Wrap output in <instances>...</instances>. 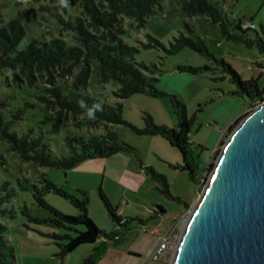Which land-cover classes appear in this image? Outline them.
<instances>
[{
  "label": "rangeland",
  "instance_id": "374dc122",
  "mask_svg": "<svg viewBox=\"0 0 264 264\" xmlns=\"http://www.w3.org/2000/svg\"><path fill=\"white\" fill-rule=\"evenodd\" d=\"M20 6L14 0H0L5 18L14 15ZM223 11L230 21L239 19L242 24L252 22L254 30L248 29L243 35L228 26L226 34L203 16L188 15L180 7L173 6L172 0H160L141 26L135 27L134 21L129 22L123 17L124 29L120 33L125 43L138 47L134 53L135 61L155 63L157 80L154 86L173 92L182 101L186 116H192L188 135L193 143L190 154L196 162L194 175L197 182L187 177L186 169L176 166L182 161L177 147L170 145L159 134L141 131L146 113L155 124L174 126L176 115L167 96L135 92L122 98L120 115L123 122L120 123L92 126L82 122L80 116L57 122L52 118L51 111L38 100L40 89L37 86L11 82L7 69L0 67V100L8 108L25 104L23 118L11 126L17 134L40 135L56 154L64 150L62 137L65 133L88 137L110 129L115 134L116 143L125 144L108 156L83 158L64 172L61 168L21 160L14 151L1 144V153L7 163L0 167V179L8 180L14 192L8 202L11 216L0 217V220L5 224L4 235L12 247L13 264H79L82 257L89 253L87 248L90 246V243L79 244L60 260L52 233H61L63 228L49 221L50 212L35 201L30 190L19 186L16 178L21 176L28 177L37 185L44 183L45 178L61 191L60 195L52 189L46 190L43 199L47 205L63 213L76 214L78 208L75 204L79 205L84 196L86 213L94 224L106 231L116 229L126 237V243H134L136 236L144 239L147 234H152L154 239L153 236L170 225L174 248L185 216L212 167L224 137L250 109L245 108V97L230 93L236 85L230 79V73L223 70L221 63L215 59L228 65L241 79L257 74L259 68L255 66V60L262 61L264 65V52L259 51L255 43L246 40L254 37L255 32L261 34L264 0H224ZM41 22L46 24L45 28L27 22L28 33L41 35L43 31L44 37L49 35L48 31L56 34L55 27L48 25L50 21ZM179 31L193 38L199 36L212 57L187 46L173 52L165 50L164 47ZM148 36L162 45L143 46L141 43L148 40L153 42ZM178 63L207 64L208 68L195 73L180 71L175 66ZM262 81L260 76L257 83ZM108 86L113 88L109 83ZM87 91L108 103L118 99L101 87H90ZM237 114V119L227 129V123ZM208 162L211 163L209 166ZM99 187L115 206L116 212L122 218L128 217L126 229L108 214L99 198ZM157 205L163 208L162 212ZM172 251L159 264H168Z\"/></svg>",
  "mask_w": 264,
  "mask_h": 264
},
{
  "label": "trees",
  "instance_id": "16d2710c",
  "mask_svg": "<svg viewBox=\"0 0 264 264\" xmlns=\"http://www.w3.org/2000/svg\"><path fill=\"white\" fill-rule=\"evenodd\" d=\"M224 0H172V5L180 7L188 15H201L211 24L217 25L220 31L227 33L228 26L237 32L246 34L254 27L243 25L239 19L230 21L223 11ZM20 8L10 17H4L0 9V67L7 69L10 80L17 85L37 86L40 92L37 98L51 111L52 118L59 122L69 118L81 117V121L95 126L123 122L121 119L122 98L135 92H142L153 96H167L176 115L174 126L155 124L151 116L146 113L142 132L159 134L170 145L178 148L182 161L176 164L187 170V177L197 182L194 175L196 162L191 157L192 141L189 139V125L192 116H186L184 105L173 92H165L154 86L157 80L154 71L155 63H144L134 60V53L138 47L125 43L120 33L123 31L124 19L138 27L144 24L148 15L154 12L155 5L160 0H14ZM50 21L56 29V34L49 33L44 37L29 34L26 28L30 22L41 28ZM47 25V26H48ZM261 34L255 32L254 37L246 38L255 43L257 49L264 52V26L260 25ZM240 36V34H236ZM143 46L153 44L162 45L157 39L148 36ZM187 46L199 53L212 57L199 36L195 38L179 31L169 41L165 50L173 52ZM163 47V46H162ZM222 69L230 73V79L235 83L230 93L245 97V108H251L264 99V65L262 61H254L259 68L257 74L251 78L241 79L228 65L220 60ZM180 71L195 73L207 69V64L190 65L178 63L175 65ZM263 81L257 83L259 77ZM68 78V79H67ZM64 80L62 83L61 80ZM113 85V88L108 86ZM101 87L104 92L113 93L118 99L108 103L89 93L87 88ZM83 102V107H81ZM101 105L102 111H96V119L87 118L86 113L94 105ZM25 104L21 107L8 108L0 100V167L7 163L1 153V144L16 153L18 158L38 165L65 169L73 166L83 158L95 156L104 157L113 153L117 148L124 147V143H116L115 134L106 129L101 134H91L84 137L81 134L65 133L62 137L64 150L56 154L40 135L17 134L11 126L23 118ZM232 120L227 129H230ZM201 148V145L196 144ZM211 163L208 162V166ZM43 178V175L41 174ZM163 178V176H161ZM164 179V178H163ZM19 186L31 191L35 201L50 212L49 221L63 228L61 233H52V240L57 244V255L63 256L82 243H93L102 236V240L93 244L90 252L84 256L79 264H93L107 246L106 240L116 243L121 233L116 229L104 230L98 228L87 215L86 199L83 196L79 205L71 201L78 208L76 214H67L54 209L45 203L43 192L49 189L61 195V191L43 178L44 183L37 185L28 177L16 178ZM8 180L0 179V217L11 216L9 200L13 188ZM165 184V181L163 180ZM98 195L108 214L126 229L127 216L121 217L110 203L106 195L98 188ZM187 205V203H184ZM162 212L163 208L157 205ZM36 220L37 218H32ZM5 224L0 220V264H13L12 247L4 235Z\"/></svg>",
  "mask_w": 264,
  "mask_h": 264
},
{
  "label": "water",
  "instance_id": "95a60500",
  "mask_svg": "<svg viewBox=\"0 0 264 264\" xmlns=\"http://www.w3.org/2000/svg\"><path fill=\"white\" fill-rule=\"evenodd\" d=\"M168 264H264V99L224 137Z\"/></svg>",
  "mask_w": 264,
  "mask_h": 264
},
{
  "label": "crops",
  "instance_id": "0c3cea01",
  "mask_svg": "<svg viewBox=\"0 0 264 264\" xmlns=\"http://www.w3.org/2000/svg\"><path fill=\"white\" fill-rule=\"evenodd\" d=\"M244 109L241 112H243ZM239 114H237L234 118H236ZM234 118L232 120H234ZM230 122L227 123V126ZM152 230L154 232L155 229L153 228ZM138 237L139 236L135 237L136 239L134 243H126V237L124 236H120V239L116 243L106 240L107 246L93 264H159V261L152 260L148 256V251L154 241L152 234H147L144 239ZM153 237L155 238V236ZM100 240H102V238H96L93 243H90L87 250L90 252L92 245L96 244Z\"/></svg>",
  "mask_w": 264,
  "mask_h": 264
},
{
  "label": "built area",
  "instance_id": "2783aa9c",
  "mask_svg": "<svg viewBox=\"0 0 264 264\" xmlns=\"http://www.w3.org/2000/svg\"><path fill=\"white\" fill-rule=\"evenodd\" d=\"M243 25L254 27L252 22H247ZM173 248V233L171 226L168 225L163 231L155 235L151 248L148 251V256L152 260H163Z\"/></svg>",
  "mask_w": 264,
  "mask_h": 264
},
{
  "label": "clouds",
  "instance_id": "9594fccd",
  "mask_svg": "<svg viewBox=\"0 0 264 264\" xmlns=\"http://www.w3.org/2000/svg\"><path fill=\"white\" fill-rule=\"evenodd\" d=\"M60 2H61V4H64L65 3V0H60ZM81 107H83V102H81ZM103 109H102V106L101 105H94L93 106V108L92 109H89V111L86 113V116H87V118H89V119H92V120H94V119H96V117H95V112L96 111H102Z\"/></svg>",
  "mask_w": 264,
  "mask_h": 264
}]
</instances>
